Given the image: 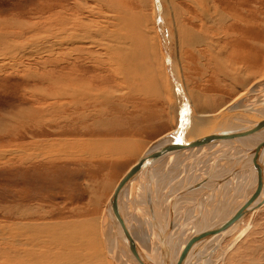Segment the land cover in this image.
Listing matches in <instances>:
<instances>
[{"label":"bare ground","instance_id":"1","mask_svg":"<svg viewBox=\"0 0 264 264\" xmlns=\"http://www.w3.org/2000/svg\"><path fill=\"white\" fill-rule=\"evenodd\" d=\"M192 1V4H195L197 13H199L198 11L200 10L199 14L202 16L201 12L205 10L207 6H204L206 0ZM255 4L256 2H253V0H217V3H212V7H210L212 9L210 11L206 9L208 13L210 12V14H207V12L205 11L208 19H212V29L211 31H209L210 35L208 34L209 39L206 46L211 53H209L208 57H206V61L203 64H205L206 62L207 64L211 63V65L208 67L209 70L213 69L217 71L216 74L218 75H220L219 73H221L222 69L225 68V66L222 65L225 63L229 64L230 66H233V68L230 69L232 72L230 78L232 79L234 78V76H239L242 79L243 84L245 85L247 84V82L249 83L248 78L250 76L248 73H246V71L252 69L249 65L247 66L243 64V61H245L249 54L248 51L244 50V47L246 46L250 49H253L254 47L259 46L258 43H256L255 37L258 35V29L261 27V24L259 23L257 7ZM58 5L59 8L56 9ZM72 8L73 7L71 6H65L61 3L55 4V2H50V0H48V10L45 26L35 25L28 27V25L24 23L23 26H20L21 28H23L24 32L22 30H16L14 28V33L9 31L8 34L3 36L5 38H12L10 39V41L6 39L7 41L6 43H4L6 44L5 49L8 51V53L14 55L17 51H25V57L27 58L44 53L45 58L43 59V63L49 61L54 62V64H52L54 68L51 69L47 68V66L44 67L43 64L44 77H38V73H28L29 77L33 76L35 77V79L37 78L40 85L37 88L34 87L37 93L31 91L33 93L28 97L29 101H32L29 109L30 113H18L19 117L17 119V122L18 124L23 123V127L27 126L26 130H29L30 135L28 137H30L31 139H33V137L43 138H40V140H30V144L27 147L23 144H20L19 142L17 148H15L17 152L15 156L20 161L26 160V162H36L40 158L42 159L41 161H43L44 159L56 157V154L53 155L51 153H56L58 151L64 152L66 155L70 156L71 154L73 155V151L77 149L85 155H90L94 158L98 157L99 155L101 157H103L102 155H107L108 157L113 156L114 158L124 156L129 153L130 146H120V144L118 143H113V138L112 141H110V138L104 139L107 144L104 145L103 149H99V146L102 145H96V137H99L98 134H100V132L98 129L96 130L94 128L96 127V125L98 126V121L95 120L94 117L96 113H102L100 103L105 100H110L109 98L112 97L110 96L111 91L109 90V88H107V85L105 89H101L98 86L101 78H94L95 80L89 78L90 80H87L83 77L84 75L82 76L80 74L82 70L80 71V73L73 70L74 61L72 60V57H75V52H78V57L79 52H83V46L80 47V45H82L86 41L94 42L96 37L95 35H97V33L101 34L100 36H102V32H104V34L108 37V41H110V43H105L104 46L106 47V49H108L106 50L105 48H103L106 50V52H109L107 60L109 67H111V65L113 64L115 66L114 68L121 71L124 76H127L129 73L127 71H124L123 67H130L129 71L137 73L140 81H143V74L149 71L155 77L154 84L156 85V87H158L160 92L163 91L165 94H167L168 92L171 96L173 94L175 95L174 91L169 85V76L164 66V60L161 59L162 61L160 68L163 69V72L165 74V81L167 85L165 87L168 90L166 88H161V83H163V81H160V79L157 78V75L155 76L156 73H153L151 71V67L148 66L149 63L146 62L149 57H152V60L154 59L153 56L155 42L151 35L153 31L149 30L146 27L149 24L147 23L149 22V20L147 21V19L140 12V15H132L131 13H128L130 12L128 10L127 13L122 10V12H120V8L118 9L116 7L115 9L117 15H114L115 21H112L111 23V26L113 25L114 28L110 26L111 28H113L110 29L108 27L109 24H99L97 23V21H95V19L94 21H90L89 18H85L84 16H80V14H78V8L76 9L75 7L73 10ZM212 10L213 12H211ZM211 16H213L214 18H212ZM192 19L194 21L195 18ZM151 23L155 32L156 27L154 25V22L151 21ZM176 26V33L178 34L180 49L182 51L187 47V42H189V44L196 45L200 40H202V37L200 38L201 35L198 33V31H196L194 28L190 29V27H188L189 25L187 26V24H185L181 19H177ZM35 29H38V31L31 34L30 36H35L43 33V42H39L37 40H34L32 42L33 45H36V49L30 46L28 41L25 39L22 41H17V38H24L25 33H28V30L34 31ZM0 36H2V34H0ZM212 36H216L218 40L212 41ZM219 37L221 40L223 38L226 39V41L227 39H230V47L234 51V53H236V57H238L239 53V61L233 57L228 56V46L227 49H216L221 44V40L219 39ZM155 38L157 39V37ZM0 40L2 39L0 38ZM96 41L97 40H95V43ZM203 41L201 44H203ZM75 47H78L79 49L77 50L75 49ZM158 47V49L160 50L161 44ZM18 53H16V55ZM145 56H149L148 59L145 60ZM222 57H225L226 59L223 61ZM79 58H81V55ZM153 61L151 62L153 63ZM222 62L224 63L221 65ZM120 67H122V70L119 69ZM157 67L159 66L157 65ZM161 69L159 70L161 71ZM160 71L159 73H162ZM83 72L85 71L83 70ZM91 80H93L94 82H92ZM42 86H46L47 90H44ZM142 86V83H139L137 84V89L135 88L132 90L138 93L140 87ZM248 86H246L245 88L243 87L244 89L241 88V91H239V93L235 97L233 96L234 98L214 111H211V109H209L207 105L203 104L202 101L199 100V96L190 95L191 100L194 99L192 105L196 109V114L185 117L184 120H187L188 124L183 134L185 136H190L191 134H197V136L203 134L205 135L206 133L210 132L208 130L211 128H206V122L212 123L213 121L215 125H217L216 123H219V118L222 117H218L216 119L215 115H225V113L230 114V112L236 113L240 117L238 116L227 118L223 116V118L220 119V122H224V120L227 119L226 124L229 126L226 128H233V126L230 125H233L235 122H237L244 123L245 125L248 124L250 126L254 125L260 130V132L251 135H243L244 138L239 139V145L234 144L233 140L223 139L218 142L197 146V148L200 149V151L198 152L200 153L202 151L200 154H198L197 152V160H193L191 162L192 164L189 162V164L183 165L181 172L178 175L167 177L163 181H160L162 182L160 185H155L153 182L157 178L154 181L151 178L153 173H155V170H152L154 166H159V163L162 164V158L165 157L163 156L150 168L148 172L149 174L147 176L145 175V170L142 171L141 174L137 177L134 185L133 182L130 181L121 191L117 199L119 213L138 247L151 261L152 264H161L162 261V239L165 237L164 235L167 230L166 228L169 221L170 202L174 196L170 192L173 193L175 191L177 195L181 191H185V189H187L185 187V184H187L190 179L192 180V182H194V185H191L190 187H188L187 185V190H191L194 186L196 187V185L199 186V189L200 186L207 187V189H209L207 193H204V195L190 202L183 201L181 197L182 195L177 197L173 209V214L171 216V228L169 233L171 234V231H174L175 227L178 226V224V227L181 228L184 223L186 224L190 222L191 224H189V226L188 224L187 226L185 225L186 227L182 226L184 229L180 230L185 235L188 230L190 231L192 229V225L197 222L196 220L201 217L200 214H202L203 212L209 215V213L214 211V215H217V210H219L221 206L227 205V207H231L228 210H226L227 207L225 208V211H227L228 213L227 215L229 216L230 214H232V212H234L232 206L237 200L240 192L244 190V187L250 184L255 185L258 183V175L256 174V171L254 170L252 165L248 164V161H251V156L253 155V152H251L253 145H255V143H257L262 137H264V127L256 124V120L258 118H254L251 120L244 117H250V113H254L261 117V119H264V79H260L253 84L251 83L249 87ZM148 96L150 95L148 94ZM158 96L160 95L158 94ZM177 96L179 97L177 99L179 100L177 104V107H179L178 113H187L188 109H191L192 111V108H190L191 106L189 104V100L186 97L187 95L185 96L183 93H181L180 96L178 94ZM249 96H251L252 98ZM40 101L42 102L39 103ZM32 110L38 111L40 113H36ZM52 113H58L61 115V117L63 118L61 123H59V120H57L58 122L53 120L54 114L52 115ZM207 116H213L211 118V121H208ZM89 120L92 121L89 122ZM179 123L180 122H178L177 125ZM177 125H173L170 130L175 128ZM210 130L213 131V129ZM118 131L121 134L129 132L126 130ZM19 134L23 139L24 133ZM134 134H136V132ZM49 135H55L57 137L56 140L54 142L48 140L47 137ZM100 140H103V138H100ZM152 141L146 143L145 146L143 145L144 147L141 151H139V153L137 150V155L136 157L134 156L135 160L124 171L121 177L138 160L143 151ZM126 150H128V152ZM22 151L27 155V157H22V155L24 154H22ZM223 156H225L226 159H224ZM248 156L250 157V159L247 158ZM63 157H65V155ZM230 157H239L238 160H242L240 164H237L238 160L236 161V159H234L235 161H232V159H229ZM0 158L3 159L5 157L3 156V158ZM206 159L209 160L207 161ZM223 161H229V163L225 164L226 162ZM26 162L24 163L26 164ZM49 162L51 161H44L40 164L38 161V163H34L36 164V166H33H35L36 168L43 167L44 169H49V167L47 166ZM205 162L208 163L205 164ZM211 164L213 165V168L209 167L208 169H206ZM188 165L192 166V168H187ZM221 166L226 168L227 172L218 173L216 175L208 174V171L212 169V171H216L215 168L219 167L221 169ZM165 170L166 169H164V171ZM198 170H201V172L199 173ZM151 172L153 173L151 174ZM205 172L207 173V175ZM230 172L236 174L231 175ZM120 178L112 186L111 192L107 197L105 203L103 204L100 215L88 214V218H86L87 216L84 215L85 217H80V219L75 218L71 220H63L62 216V220H57V222H52L53 220L42 222H40L39 220V222H30V220L32 219L35 220V217L33 215L37 212V209L44 206L36 205L33 207L31 205H27L26 207H22V205H19V207H17V205L16 207H14L13 211L16 214V217L13 215L15 217L13 220L7 218V220H4L2 223L0 222V264H139L137 257L129 248L127 243L123 240L121 231L117 222L114 220L113 215L109 213V209H106L107 200L115 189ZM263 180L264 179H262V181ZM182 182L186 183L183 184ZM148 183L151 185V189H153V193L151 192V206L147 204L145 198V185H148ZM181 184L183 185L180 186ZM260 187L261 193H263L262 195H264V188L262 185ZM230 188L237 189L238 193L231 194L233 195L232 198L226 201L224 200V203L219 204L218 201L220 200V197L216 198V195L218 194L219 196V191L221 190L225 194V189ZM199 189H196L195 191ZM232 191L229 190L230 193ZM222 196V198L225 197L224 195ZM241 196L243 197L244 195L241 194L239 197ZM191 197L192 195L190 194V198ZM205 199L211 200H209L210 202L208 201V203H211L212 201H214V203L212 205H207V202H204L203 206L201 204L202 207L200 206V209H198L196 213L194 212V210L190 211L193 212V214H188L190 216L187 219L188 221L185 220L186 217L184 216V211L180 213L178 212L177 215L175 214L178 208H184L193 205L195 206L197 203H200ZM152 205L153 210L151 212H153V214L151 213L147 216V212L149 209H152ZM248 214H250V212ZM213 217H206L205 219L207 220L206 223L204 222L205 224H203V227H200V225L202 224L197 223L199 226L196 225L195 228L197 229L199 227L198 229L201 228V231L203 229L210 228V225L215 221ZM219 217L222 216H220L219 214ZM224 218H226V216H224ZM234 225L235 224L228 226L229 228L227 227L226 229H224L222 235H226V232L229 230V234L227 233L229 236L231 233L230 229L233 228ZM197 230L196 234L200 232L199 230ZM181 232L177 237L178 240H175V238V241H172V244L169 239L170 234H168L167 236V247L171 251L170 254L168 250L170 264L175 263L185 245L189 242V240H186L187 238L184 235L183 237H180L182 234ZM192 234H194V232ZM222 235L214 237L211 243L206 242V244L208 243L207 246L205 248L201 247L193 256V258L190 259L189 262H186V264H196V261L197 264H206L204 262L209 261V257H211L214 251L219 247V243H221L220 238L222 237ZM186 241L188 242L186 243ZM189 255L188 257H190Z\"/></svg>","mask_w":264,"mask_h":264},{"label":"rangeland","instance_id":"2","mask_svg":"<svg viewBox=\"0 0 264 264\" xmlns=\"http://www.w3.org/2000/svg\"><path fill=\"white\" fill-rule=\"evenodd\" d=\"M50 2H55V4L61 3L65 6H71L73 7L72 10L76 7V9L78 8L77 10L80 16L89 18L90 21H94L95 19V21H97V23L99 24H109L108 27L110 29L114 28L113 25L111 26V23L112 21H115L114 15H117L115 9L116 7L118 9L120 8V12L125 11L127 13L128 11H130L128 13H131L132 15H140L141 13L147 19V21L149 20V22H147L149 24L146 27L149 30L153 31L152 33H150L155 42L153 56L154 61L152 60V57L149 56H145L144 59L146 60L149 57L146 62L149 63L148 66L151 67V71L153 73H156L155 76L157 75V78H159L160 81H163V83H161L162 87L160 86L162 89H165V86H167L165 81V74L163 72V69L160 68L161 61L164 60V66L169 76V85L174 91L175 95L173 94L174 96H171L168 92L167 94H165L163 91L160 92L158 87H156V85L154 84L155 77L149 71L143 74V81H140L137 73L129 71L130 67H123V70L129 73L127 76H124L121 71L114 68L115 66L113 64L111 65V67H109L107 62L109 52H106L108 48L106 49V47L104 46L105 43H110V41H108V37L104 34V32H102V36H100L101 34L97 33V35H95V40H97L96 43L95 40L94 42L86 41L82 45H80V47L83 46V52H79L78 57V52H75V57H72V60L74 61L73 70L78 71L79 73L82 70L80 74L82 76L84 75L83 77L87 80L89 78H101L98 86L101 89H105L107 85V88H109V90L111 91L110 96L114 97H110V100L101 102L100 106L102 108V113L95 114L94 119L98 121V126L96 125V127L94 128L96 130H99L100 134H98V136L100 138H103V140H100L99 137H96V145H102L99 146V149H103L104 145L107 144L104 139L110 138V141H112L113 138V143H118L120 144V146H130L129 153L127 155L114 158L113 156L108 157L107 155V157L105 155H102L103 157L99 155L98 157L94 158L93 156L85 155L77 149L73 151L75 153H73L74 157L72 154V156L70 155V157L64 152L58 151L56 153H51L53 155L56 154V157L44 159L43 161H41V158L36 162H26V160L20 161L15 156L17 154L15 148H17L19 142L20 144H23L27 147L30 144V140H40V138H43L33 137V139H31L30 137H28L30 135L29 130H26L27 126L23 127V123L18 124L17 122V119L19 117L18 113H30L29 109L32 101H29L28 97L31 96L33 92H36L34 87L37 88L40 85L37 78L35 79V77H29L28 75L31 74V72H34V74L38 73V77H44L43 64L44 67L47 66V68L51 69L54 68L52 65L54 64V62L49 61L43 63V59L45 58L44 53L29 58L25 57V51H17L16 53L19 52L17 55L15 52L14 55L8 53V51L5 49L6 44L4 43H6V39L10 41V39L12 38H5L3 36L8 34L9 31L14 33L13 31L15 29L22 30L24 32L23 28L20 27L23 26L24 23H26L28 27L35 25L45 26L48 10V0H0V34H2V36H0V38L2 39L0 40V157H5L3 159L0 158L1 223L4 220H7V218L13 220L16 217L13 208L17 205V207H19V205H22V207H26L27 205H31L33 207L36 205L44 206L37 209V212L33 215L35 217V220L32 219L30 220V222H39V220L40 222L52 220V222H57V220L61 221L62 219H80V217H85L88 214L100 215L103 204L109 196L112 186L121 177L124 171L131 165V163H133L137 155V150L139 153V151L143 149L146 143L154 140L164 132L170 130L173 125L175 126L178 122H182L185 117L196 114V109L192 105L194 99L191 100L190 95L199 96V100L202 101L203 104L207 105L208 108L211 109V111H214L234 98L239 93V91H241V88H245L248 85L250 86L251 83L253 84L260 79H264V0H253V2H256L255 5L257 7L258 18L261 27L258 29V35L255 37L256 43H258L259 46L254 47L253 49H250L246 46L244 47V50L248 51L249 54L245 61H243V64L247 66L249 65L252 69L246 71V73L250 75L248 78L249 83L246 80V85L243 84L242 79L239 76H234V78L232 79L230 78V76L232 75L230 69L233 68V66H230L229 64H223L224 62L221 63V65L223 64L222 66H225V68L222 69V72L219 73L221 76L216 74L217 71L213 69L209 70L208 67L211 65V63L207 64L206 62L205 64H203L206 61V57H208L209 53H211L206 46L210 35L209 31H211L212 29V19H208V16H206V12L207 14H210V12L208 13V11L212 9L210 8L212 7V3H217V0L205 1L204 6H207L205 10L201 12L202 16L199 14L200 10L198 11L199 13H197V9L195 7V4H192V0H50ZM58 8L59 5L58 7H56V9ZM206 9H208V11ZM211 12H213V10ZM211 17L214 18L213 16ZM192 18H195L194 21ZM177 19H181L185 24H187V26L189 25L188 27H190V29L194 28L196 31H198V33L201 35L200 38L202 37V40H200L201 42L199 41V43H197L196 45H192L187 42V44L185 43L187 47L182 51L180 49L178 34L176 33ZM151 21L154 22V25L156 27L155 32L153 30ZM110 26L113 28H111ZM37 31L38 29H35L34 31L28 30V33H25L24 38H17V41H22L25 39L28 41L30 46L36 49V45H33L32 42L34 40L43 42V33L35 36L30 35L36 33ZM155 37H157V39ZM211 38L212 41L218 40L216 36H212ZM229 40L227 39L226 41V39L223 38L221 40L220 46L216 49L223 50L225 48L227 49L228 46V56L233 57L239 61V53L238 57H236V53H234V51L230 47ZM202 41L203 44H201ZM160 44L161 48L159 50L158 46H160ZM103 48H105L106 50ZM75 49L78 50L79 48L75 47ZM80 55L81 58H79ZM225 59V57H222L223 61ZM151 61H153L154 65ZM157 65L159 67H157ZM121 68L122 67H120L119 69ZM159 69H161V71ZM83 70L85 72H83ZM158 70L162 72L163 75L162 73H159ZM157 73L160 75H158ZM91 81L94 82L93 80ZM139 83H142L143 86L140 87V90L137 93L132 89H137V84ZM43 86L42 88L44 90H47V87ZM176 92L179 96L181 93H183L185 96L187 95L186 97L189 100V104L191 106L190 108H192V111L191 109H188L187 113H178L179 107H177V104L179 100L177 99L179 97L177 96ZM148 94L150 96H148ZM158 94L160 96H158ZM111 98L113 99V101ZM173 99L175 102L173 101ZM41 102L42 101H40L39 103ZM35 112L40 113L38 111ZM52 115L54 116L53 120H55L56 122H58L57 120H59V123H61V121L63 120L61 115L58 113H52ZM91 121L92 120H89V122ZM118 130H126L129 132H125L126 134H121ZM135 132L136 134H134ZM19 133H24L23 139L21 138V135ZM56 138L57 137L55 135H49L47 137V139L52 142H54ZM126 151L128 152V150ZM198 151H200V149H198L197 146H194L191 148L176 151L163 157L162 164L159 163V166L156 165L153 167L152 171L155 170V173L151 172V174L153 173L151 177L153 181L157 178L155 180L156 182L154 181L153 183L155 185H160L162 183L160 181H163L167 177L178 175L181 172L183 165H187L189 164V162L191 163L193 160H197L198 154L202 152L201 151L199 153ZM23 153L24 152L22 151V154ZM24 154L22 155V157H27V155ZM61 155H65V157ZM238 158L239 157H230L229 159L235 161L234 159L238 160ZM38 161L40 164L44 161H51L47 164L49 169H44L43 167L36 168V164L34 163H38ZM22 162H26V164H23ZM207 163L208 162H205V164ZM228 163L229 161H227L225 164ZM209 167L213 168V165H209L206 169H208ZM187 168H192V166L188 165ZM164 169H166V172L164 171ZM215 169L216 171H212L213 169L208 171V174L216 175L218 173L227 172L226 168H224L223 166H221V169L219 167ZM198 172L200 173L201 170H198ZM234 174L236 173H231V175ZM263 181L261 185L264 188ZM193 183L194 182H192V180L190 179V181L185 184V187L187 188V185L188 187H190L191 185H194ZM183 184H181L180 186H182ZM257 184H250L244 187V190H242L239 194V196L241 194H243L244 196H238L237 200L234 203V205H236H233L234 207L232 206L234 212L237 210V208L242 207L249 201L252 193L257 187ZM204 188L207 189V187L200 186L199 189V186H194L191 190L189 189L190 191L188 190V194L181 196L182 200L188 202L195 200L196 198L204 195V193L200 194ZM37 189H39L40 191ZM196 189L199 190L195 191ZM229 190L233 191L230 193ZM208 191L209 189L205 190L206 193ZM151 192L153 193V189H151ZM220 192L223 193L222 190L219 191V196L217 194L216 198L220 197L218 203L222 204L226 200L233 197V195L231 194L238 193V190L230 188L225 189V194H222ZM170 193L174 196L176 195L175 191L173 193ZM190 194L192 195L191 198ZM262 194L263 193H260L259 196H262ZM222 195H224L225 197L222 198ZM245 195L248 197H246ZM209 200L210 199H205L204 201L197 203L195 206L193 205L189 207L178 208L175 214L177 215L178 212L180 213L184 211V216L186 217L185 220H187L190 217L189 215L193 214V212L190 211L194 210V212L196 213L198 209H200L199 207L201 206V204L203 206L204 202H207V205H212L214 203V201L208 203ZM226 207L227 205L221 206L219 210H217L218 212H216L217 215H214V211L209 213V215H207L205 212H203L204 214L202 213L203 215L200 214L201 217H199V219L201 221L197 219L196 223L193 222L194 225H192V229L190 231L188 230L189 232L187 231L185 235L180 230H183V227L185 225L187 226L188 224L189 226V224L191 223H184L182 225L183 227L181 226V228L178 227V224V226L175 227L174 231H171V234L169 233L171 244L172 241L178 240L177 237L180 232L182 233L180 237H183L184 235L187 238L186 240H190V237L196 234V230L199 228L198 224H202L200 225V227H203V224L206 223V217L211 218L214 216L213 218L215 221L210 225V227L218 224L221 219H226L227 217H229L231 214L229 216L227 215L228 213L227 211H225ZM230 208L227 207L226 210ZM152 210L153 205L152 209L148 210L147 216L151 213L153 214V212H151ZM234 212H232V214ZM219 214L222 217H219ZM37 215L41 217H38ZM62 216L63 218L61 219ZM88 216L86 218H88ZM224 216H226V218H224ZM248 216L249 214L244 216L241 224L237 227L238 229L235 228V230L231 231L229 236V233L226 236L222 235V232L224 230L223 229L208 241V243H211L214 237L219 235H222V237L224 236L223 238L221 237V243H219V247L214 251L211 257H209L210 260L204 263L264 264V205L257 210L254 220L247 226V230L243 231L249 221ZM196 225H198L197 229L195 228ZM198 230L201 231V228ZM193 232L194 234H192ZM237 237H239L240 239ZM187 242L188 241H186V243ZM207 244L202 246V248H205ZM168 250L171 254L170 249Z\"/></svg>","mask_w":264,"mask_h":264},{"label":"water","instance_id":"3","mask_svg":"<svg viewBox=\"0 0 264 264\" xmlns=\"http://www.w3.org/2000/svg\"><path fill=\"white\" fill-rule=\"evenodd\" d=\"M223 116L229 118V117H238L239 115L236 113H232V112H230V114L225 113V115H215L216 119L218 117L223 118ZM212 117L213 116L211 117L207 116L208 121H211ZM222 118H219V123H216L217 125H215L213 121L212 123L206 122V128L208 129L209 127H211L210 129H213V131L209 129L208 131L210 132L206 133L205 135L203 134V135L197 136V134H191L190 136H185L183 132L187 127L188 121L182 120V122H180L175 128L155 138L148 145V147L143 151V153L138 158V160L120 178L115 189L113 190L112 194L108 198L107 203H106V209H109V213L113 215L114 220L117 222L119 226L123 240L127 243L129 248L133 251V253L138 259L139 264H152V263L144 255V253L140 250L137 243L131 236L127 226L122 220V217L119 213V209L117 207V199L121 191L123 190L125 185L129 183L130 181H132L134 185L137 180V177L141 174L142 171L145 170V175L147 176L149 174L148 172L150 168L157 161H159L163 156L169 155L176 151H180L182 149L191 148L194 146H199V145L207 144V143L218 142L223 139L233 140L234 144L239 145V139L244 138L243 135H251V134L260 132V130L256 128L254 125L250 126L248 124L245 125L244 123H237V122H235L233 125H230V126H233V128H226L229 126L226 124L227 119H225L224 122L223 121L220 122V119ZM244 118L251 119V120L254 118H258L256 120V124L264 127V119L263 118L261 119V117H259L257 114L250 113V117H244ZM220 127H224V128H220ZM251 152H253V155L251 156V161L250 160L248 161L249 162L248 164L252 165V167L256 171V174L258 175V185L255 188L254 192L252 193L249 201L246 204H244L242 207L238 208L233 214H231L226 219H221L219 223L217 222L218 224L210 228L203 229L199 233L194 234L189 240V242L185 245L184 249L182 250L181 254L178 256L174 264H186V262H189L190 259H192L193 256L197 253V251L202 246H204L206 242H208L213 236L219 233L221 230L226 229L228 226H231L233 224H235L234 225L235 227L233 226V228H231L230 231L235 230V228L241 224V221L244 218V216L248 214L249 212H250L249 221L246 227L243 229V231H246L247 226L251 224V222L254 220L257 210L264 205V195L259 197L261 193L260 185L262 183L263 172H264V137H262L257 143H255V145H253ZM223 158L226 159L225 156H223ZM247 158L250 159L249 156ZM241 160L242 159H239L238 161L236 160L237 164H240ZM145 186H146L145 198H146L147 204L151 206V185L148 184ZM187 189H185V191H181L176 196H173L170 202L169 221H168V225L166 228L167 230L164 235L165 237L162 239L161 264H170L169 252H168L166 239H167V236L171 228V218H172L171 216L173 214V209H174L175 201L177 200V197L187 194L188 193ZM205 190L207 189L204 188L200 194L206 193ZM228 232L229 230L226 232V235ZM188 255L190 257H188ZM187 257H188V261H187Z\"/></svg>","mask_w":264,"mask_h":264}]
</instances>
